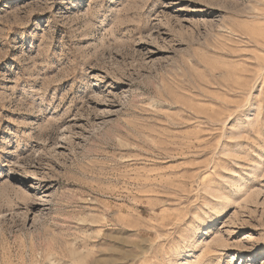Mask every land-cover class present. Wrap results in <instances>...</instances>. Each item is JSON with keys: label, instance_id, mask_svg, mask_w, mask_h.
<instances>
[{"label": "rangeland", "instance_id": "obj_1", "mask_svg": "<svg viewBox=\"0 0 264 264\" xmlns=\"http://www.w3.org/2000/svg\"><path fill=\"white\" fill-rule=\"evenodd\" d=\"M0 264H264V0H0Z\"/></svg>", "mask_w": 264, "mask_h": 264}]
</instances>
